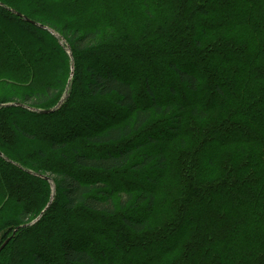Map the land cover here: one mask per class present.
Masks as SVG:
<instances>
[{
  "label": "trees",
  "instance_id": "1",
  "mask_svg": "<svg viewBox=\"0 0 264 264\" xmlns=\"http://www.w3.org/2000/svg\"><path fill=\"white\" fill-rule=\"evenodd\" d=\"M0 3V264H264V0Z\"/></svg>",
  "mask_w": 264,
  "mask_h": 264
},
{
  "label": "rangeland",
  "instance_id": "2",
  "mask_svg": "<svg viewBox=\"0 0 264 264\" xmlns=\"http://www.w3.org/2000/svg\"><path fill=\"white\" fill-rule=\"evenodd\" d=\"M77 20H79V19L77 18ZM60 26H63V25H60ZM12 51H13V49H11V47H7V52H12ZM181 63H185L187 65H190L189 62H187L186 60L185 61H178L177 65H180ZM102 64L106 65V62L105 63L102 62ZM149 65H151V64H149ZM189 69H191V66H189ZM143 70H144V67H139L138 69H135L133 72H130L129 75L127 76V78H129V80L135 81L138 78L139 74L143 73ZM149 79L152 82L154 81L151 77ZM168 82H170L172 84H174V82H175V77L170 73H167V74L165 73L161 77L160 80H157L156 82L154 81L157 100L170 99L168 94H167V91H165ZM10 92H11L10 87H6V89H4L3 87L2 88L0 87V98H2L5 94L9 95ZM19 92H21V90ZM142 103H144V100L141 101V104ZM156 135H158V134L156 133ZM27 147H28V144L25 142L23 145V148H27ZM180 153H181V151L179 149L178 140H176L170 146V149L167 152V155H168V170L166 173L167 177H166L165 182L162 183V184H164V187H163L162 192H161L162 199L160 200V202L158 201V203L156 205L157 207H156L155 212H154L155 218L159 217L162 213L168 212L169 210H170V213L173 212L174 210H176L179 205L177 206V204L175 203V197L183 194L184 189L191 190V188H183L182 187V186H184L185 181H182V182H176L175 181V178L178 181H180L179 175L175 171H176L178 163L180 162V164H181V160H184L182 158V153L181 154ZM218 177L219 176L216 174L213 178L217 179ZM184 180H186V178ZM110 184L116 188L120 187L119 186L120 183H118V182L113 181ZM187 186H189V185H187ZM172 197H173V201H172ZM118 198L123 200L125 198V195H119ZM114 239L115 238L112 237V240H114ZM2 240H3V238H2V234H1L0 235V242H2ZM102 246L104 247L102 249H104V251H105L106 258L109 256H112L111 250H109L108 245L104 244Z\"/></svg>",
  "mask_w": 264,
  "mask_h": 264
},
{
  "label": "water",
  "instance_id": "3",
  "mask_svg": "<svg viewBox=\"0 0 264 264\" xmlns=\"http://www.w3.org/2000/svg\"><path fill=\"white\" fill-rule=\"evenodd\" d=\"M0 6L2 7L3 5H1V3H0ZM8 10H9L12 14H14V15H16L17 17H19L20 19H22L24 22H26V23H28V24H31V25H34V26H36V27H39V28H41V29L47 30V31H49L53 36H55L57 39H60L58 35L54 34V32H52L51 30L47 29L46 27H43V26H41V25H39V24H37V23H35V22L29 20L28 18H26L25 16H23V15L17 13V12L14 11V10H10V9H8ZM65 51L67 52V54L69 55V57L72 59L71 51H70V47H69L68 45L65 46ZM72 74H73V63L71 62V76H72ZM67 97H68V88L66 89V91H65V93H64V95H63V97H62L61 100L58 102V104H57L54 108H52L51 110L40 111V110H36V109H31V108H27V109L30 110V111H32V112H36V113L49 114V113H52V112L56 111L58 108H60L61 105L65 102V100H66ZM12 105L20 106V107H24V108H25V106H23V105H19V104H3V105H0V109H1V108H4V107H9V106H12ZM0 157H3L1 153H0ZM35 176L38 177V178H40V179H42V180L47 181V182L51 185L52 194H51L50 202L48 203L47 207L45 208V210H46V209L49 207V205L51 204V202H52V200H53V197H54V192H55V190H54V185H53V183H52V180H51L50 178L46 177V176H41V175H35ZM39 218H40V216H39L35 221H37ZM35 221H34V222H35ZM34 222H33V223H34ZM26 226H27V225H24V226H20V227L15 228V229L13 230V232H12V236L9 237V238H7V239L5 240V242L0 246V251H1V250H2V249H3V248L9 243V241L11 240V238L15 235V233H16L19 229L24 228V227H26Z\"/></svg>",
  "mask_w": 264,
  "mask_h": 264
},
{
  "label": "snow or ice",
  "instance_id": "4",
  "mask_svg": "<svg viewBox=\"0 0 264 264\" xmlns=\"http://www.w3.org/2000/svg\"><path fill=\"white\" fill-rule=\"evenodd\" d=\"M81 264H86V262L82 261Z\"/></svg>",
  "mask_w": 264,
  "mask_h": 264
}]
</instances>
